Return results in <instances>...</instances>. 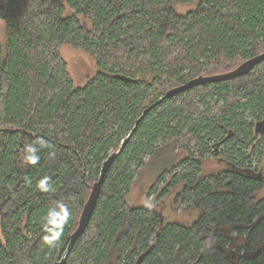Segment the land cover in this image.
<instances>
[{
    "label": "trees",
    "instance_id": "1",
    "mask_svg": "<svg viewBox=\"0 0 264 264\" xmlns=\"http://www.w3.org/2000/svg\"><path fill=\"white\" fill-rule=\"evenodd\" d=\"M0 18V264L64 256L66 264H137L143 253V264H190L189 251L192 264H264V172L254 165L264 163V62L155 105L113 162L92 220L67 254L104 161L143 111L174 87L264 52V0H0ZM64 45L96 61L84 86L75 84ZM211 156L228 167L204 173ZM157 157L166 165L149 194L162 203L176 191V201H191L192 224L129 203L148 158Z\"/></svg>",
    "mask_w": 264,
    "mask_h": 264
},
{
    "label": "rangeland",
    "instance_id": "2",
    "mask_svg": "<svg viewBox=\"0 0 264 264\" xmlns=\"http://www.w3.org/2000/svg\"><path fill=\"white\" fill-rule=\"evenodd\" d=\"M68 5V4H67ZM197 6V2L194 3H185L177 5V10L181 13H186V11H190L195 9ZM72 10V9H71ZM68 7L65 15H69L72 11ZM0 39L3 45L7 42V33H6V22L3 18H0ZM61 53L68 64V69L74 78L75 84L77 86H84L88 79L91 76H94L98 72V67L96 65V61L93 56L90 54L77 50L69 45L62 46ZM264 130V128H263ZM258 135L261 136L258 132ZM222 150V148H221ZM220 151V150H219ZM182 158L186 156L184 152L179 154ZM180 158V157H179ZM149 159V160H148ZM147 164L143 167L140 172L139 177L136 179L132 190L128 196V201L132 206H147V207H155L159 209V212L165 218V222L167 221H180L184 224H192L195 220L198 219L197 212L198 210L192 208V202H183L176 201L177 194L176 191L171 193L169 200H165V202L160 203V200L165 198H158L157 194L153 196V194H149L151 187L155 184L157 180H159L162 175V170L165 167V159L164 157H157L155 159L148 158ZM221 157L216 158L211 156L207 158L204 163V173H214L219 172L222 169H225L226 163L222 161ZM257 168L256 171L264 172V163L259 162V160L255 159L254 162ZM257 164L259 166H257ZM260 168V169H258ZM166 183V182H165ZM164 183V184H165ZM258 198H264V188H262L258 193ZM160 204V205H158ZM199 214V213H198ZM179 219V220H178ZM214 244V241L211 245ZM144 253L141 255L139 260L142 258ZM187 258L188 263L192 264L196 262V259L189 251L184 255V259ZM138 260V261H139ZM142 263L139 264H143ZM138 264V263H137ZM145 264V263H144ZM227 264V263H223ZM230 264V263H228Z\"/></svg>",
    "mask_w": 264,
    "mask_h": 264
},
{
    "label": "water",
    "instance_id": "3",
    "mask_svg": "<svg viewBox=\"0 0 264 264\" xmlns=\"http://www.w3.org/2000/svg\"><path fill=\"white\" fill-rule=\"evenodd\" d=\"M263 62H264V52L255 56V57H252L251 59H249L245 62H243L234 70H231V71H228L225 73L215 74V75H202V76L196 77V78L191 79L190 81H188V82H186L180 86H177V87L170 89L160 98L159 101H157L155 104H152L149 107H147L143 111L141 117L136 121L135 127L132 130V132L130 133V135L123 141L120 149L118 151L112 152L110 154V156L104 161V163L102 165V170L100 173L99 180L92 187V191L90 193V196H89V198L85 204L84 210L81 214L79 225L70 237V244L68 247L67 254L70 252V250L72 249L74 244L77 242V240L85 234V232H86V230H87V228H88V226L92 220L93 214L95 212L106 174L110 170L113 162L121 154L124 147L127 145L130 138L132 137V135L137 130L138 124L142 121V119L148 114V112L155 105L162 102L166 98L174 97L175 95H177L179 93L185 92V91L192 89L194 87H197V86L206 85L209 83L228 81V80H232V79L241 77L243 75H246V74L252 72L258 65L262 64ZM118 77L123 79L124 81H132L131 78H128L126 76L119 75ZM143 258H144V255L138 261V264L142 263L141 260H143ZM66 261H67V257L64 256L62 258V260L57 261L55 264H66Z\"/></svg>",
    "mask_w": 264,
    "mask_h": 264
},
{
    "label": "bare ground",
    "instance_id": "4",
    "mask_svg": "<svg viewBox=\"0 0 264 264\" xmlns=\"http://www.w3.org/2000/svg\"><path fill=\"white\" fill-rule=\"evenodd\" d=\"M179 220V219H178ZM161 231V230H160Z\"/></svg>",
    "mask_w": 264,
    "mask_h": 264
},
{
    "label": "flooded vegetation",
    "instance_id": "5",
    "mask_svg": "<svg viewBox=\"0 0 264 264\" xmlns=\"http://www.w3.org/2000/svg\"><path fill=\"white\" fill-rule=\"evenodd\" d=\"M263 128H264V126H263Z\"/></svg>",
    "mask_w": 264,
    "mask_h": 264
}]
</instances>
